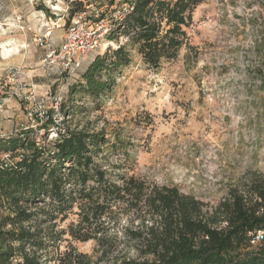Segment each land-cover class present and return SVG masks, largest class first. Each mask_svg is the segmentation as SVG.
<instances>
[{
	"label": "trees",
	"instance_id": "trees-1",
	"mask_svg": "<svg viewBox=\"0 0 264 264\" xmlns=\"http://www.w3.org/2000/svg\"><path fill=\"white\" fill-rule=\"evenodd\" d=\"M204 1L108 0L114 11L126 6L108 36L127 43L95 55L80 91L94 102L109 95L133 50L149 70L176 61ZM88 4L69 0V23ZM54 116L50 106L36 126L0 135V264H264V239L253 242L264 232V173L211 205L136 175L118 133L69 127L49 137ZM74 241H95V255Z\"/></svg>",
	"mask_w": 264,
	"mask_h": 264
},
{
	"label": "rangeland",
	"instance_id": "rangeland-1",
	"mask_svg": "<svg viewBox=\"0 0 264 264\" xmlns=\"http://www.w3.org/2000/svg\"><path fill=\"white\" fill-rule=\"evenodd\" d=\"M68 5L0 0L1 136L38 124L28 116L36 104L28 99L32 93L45 99L48 110L62 91L65 108L54 116L56 133L69 127L105 131L111 139L118 133L130 140L134 173L150 182L176 185L216 205L232 186L264 173V0H205L188 28L191 47L158 71L147 69L133 50L113 91L96 102L78 87L82 70L97 53L127 38L107 34L82 70L55 72L44 60L51 46L63 43ZM123 7L114 11L108 0H89L87 6L104 13L105 24H114ZM47 27L51 34L45 37ZM72 106L81 107L72 113ZM73 243L95 255V241Z\"/></svg>",
	"mask_w": 264,
	"mask_h": 264
},
{
	"label": "built area",
	"instance_id": "built-area-1",
	"mask_svg": "<svg viewBox=\"0 0 264 264\" xmlns=\"http://www.w3.org/2000/svg\"><path fill=\"white\" fill-rule=\"evenodd\" d=\"M99 10L88 8L82 11H78L71 22L69 23L66 31V36L63 43L57 48L51 46L50 51L45 58L46 65L55 70L57 73L67 71L74 73L87 63L91 54L101 44V39L113 30V24H105V19H99ZM115 17L118 18L115 14ZM51 34V28L47 27L45 37ZM62 91L54 96L52 101V107L55 110V115L60 114V108L63 101ZM30 101L36 102L35 106L28 111L29 119L33 123H37L38 120L43 121L47 117L48 110L44 105V98H37L34 93L28 96ZM55 118V117H54ZM55 122L58 120L55 118ZM59 127L55 126L51 128V134L58 136L56 131ZM264 239V232L259 231L254 237L253 242L261 241Z\"/></svg>",
	"mask_w": 264,
	"mask_h": 264
},
{
	"label": "crops",
	"instance_id": "crops-1",
	"mask_svg": "<svg viewBox=\"0 0 264 264\" xmlns=\"http://www.w3.org/2000/svg\"><path fill=\"white\" fill-rule=\"evenodd\" d=\"M50 18H52V17H50ZM59 18V19H58ZM58 18H56V19H58V20H62L63 18H64V16H62V17H58Z\"/></svg>",
	"mask_w": 264,
	"mask_h": 264
},
{
	"label": "bare ground",
	"instance_id": "bare-ground-1",
	"mask_svg": "<svg viewBox=\"0 0 264 264\" xmlns=\"http://www.w3.org/2000/svg\"><path fill=\"white\" fill-rule=\"evenodd\" d=\"M108 46V43H104V47H107Z\"/></svg>",
	"mask_w": 264,
	"mask_h": 264
}]
</instances>
